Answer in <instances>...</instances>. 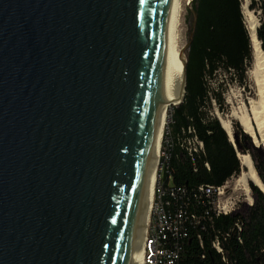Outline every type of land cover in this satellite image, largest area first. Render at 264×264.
<instances>
[{
  "label": "water",
  "instance_id": "1",
  "mask_svg": "<svg viewBox=\"0 0 264 264\" xmlns=\"http://www.w3.org/2000/svg\"><path fill=\"white\" fill-rule=\"evenodd\" d=\"M163 5L0 0V264L129 263Z\"/></svg>",
  "mask_w": 264,
  "mask_h": 264
},
{
  "label": "trees",
  "instance_id": "2",
  "mask_svg": "<svg viewBox=\"0 0 264 264\" xmlns=\"http://www.w3.org/2000/svg\"><path fill=\"white\" fill-rule=\"evenodd\" d=\"M260 5L263 18L257 35L264 49V0ZM190 37L186 47V92L183 102L172 107V143L161 157V183L166 189L169 208H182L196 218L183 241L179 264H264V193L250 182L253 202L243 201L229 215L217 216L208 211L201 186H221L241 174L243 166L238 151L249 153L264 184V148L237 126L235 144L220 119L214 114V103L224 108L223 83L246 85L251 65L252 44L247 29L242 0H193L189 14ZM216 85L215 87L213 86ZM167 136V135H166ZM202 142L203 147L194 140ZM166 144V145H165ZM171 189L175 197L170 195ZM218 239L224 257L214 247Z\"/></svg>",
  "mask_w": 264,
  "mask_h": 264
},
{
  "label": "bare ground",
  "instance_id": "3",
  "mask_svg": "<svg viewBox=\"0 0 264 264\" xmlns=\"http://www.w3.org/2000/svg\"><path fill=\"white\" fill-rule=\"evenodd\" d=\"M184 1L187 5L192 3V0H164L163 11L158 21L154 58L155 80L151 93L153 111L151 144L147 149L141 174L137 217L127 241L128 264H142L143 239L149 215L152 213V206H154L167 118L172 107L183 99L185 92V54L181 45ZM244 15L252 44L254 62L250 74L255 83V97H249L247 103L243 101L237 109L233 110L232 117L239 120L256 143L264 145V49L257 35L259 27L257 17L247 6L244 8ZM221 121L223 127L233 137L231 120L222 119ZM238 157L244 170L236 185L251 200L250 182L263 190L264 184L256 171L251 155L238 151ZM141 221L143 226L139 225Z\"/></svg>",
  "mask_w": 264,
  "mask_h": 264
},
{
  "label": "built area",
  "instance_id": "4",
  "mask_svg": "<svg viewBox=\"0 0 264 264\" xmlns=\"http://www.w3.org/2000/svg\"><path fill=\"white\" fill-rule=\"evenodd\" d=\"M194 140L202 148V142ZM163 167V165H162ZM235 176L227 180L221 186L206 185L199 188L201 196L206 198L208 211L213 214L229 215L233 213L240 203L253 201L248 199L241 190L237 188ZM170 195L175 197L173 189ZM166 189L158 183L152 213L146 226L142 247V264H179L183 241L188 237L189 226L193 224L192 219L196 215H188L184 209H170L171 200H165ZM245 198V200H244ZM213 247L223 255L224 251L218 239L213 241Z\"/></svg>",
  "mask_w": 264,
  "mask_h": 264
},
{
  "label": "rangeland",
  "instance_id": "5",
  "mask_svg": "<svg viewBox=\"0 0 264 264\" xmlns=\"http://www.w3.org/2000/svg\"><path fill=\"white\" fill-rule=\"evenodd\" d=\"M256 1L259 2L260 0H256ZM251 3H252V0H242L243 15H244L245 6H247L249 9H251L250 8ZM190 10H191V3H189L187 5L186 1H184V11L182 13V19L183 20H182V27H181V30H182L181 31V45H182L183 49L185 47H187V44H188V41H189V37H190V29H191V23H190V19H189L190 18L189 17ZM251 11L257 17L258 22H259V26H260L262 18H263V13H262V10L260 9V5L258 4V6L256 8H254V9H251ZM244 20H245V23L247 25L245 15H244ZM183 51H184L185 59H186V49H184ZM253 62H254V60H252V63L248 67V70L246 72V80H245L246 81V85L245 86L241 85L237 81H234V82L231 81L230 80V76L227 75L225 77V80H221V82L223 83L222 89L224 91V93H223L224 108L220 109L219 105L217 103H214V108H213L214 111L213 112H214L215 116H217L220 120H222V119L223 120H231V123H232V135H233L234 143H235V140H236L235 132L237 131V129H236L237 126L238 125L241 126L242 130L244 132H246V131H245L244 127L241 125V123L239 122V120H237L234 117H232V112H233L234 109H237L241 105V103L243 101H245L247 103L249 97H255V83H254L253 79L251 78V74H250V72H251V70L253 68ZM213 86L215 87L216 85L213 84ZM172 110L173 109L170 110L168 118H167V125H166L165 134H164V138H163L162 144L164 142L167 145L168 144L170 145L172 143L173 136H172L171 128L169 126V123L171 122ZM247 134L250 135L249 133H247ZM251 138H252L253 144L255 146H257V147L259 146V147L264 148L263 144H260V143L258 144V143L255 142V139L252 136H251ZM164 147L165 146L162 145L161 157H163V156L167 157V150H165ZM160 164H161V161H160ZM160 164H159V171H158L159 180H158V182L156 184V188L158 186V183H161V174L160 173H161L163 167H162V164H161V166H160ZM243 170H244V168L242 169V172H243ZM242 172H241V174H242ZM239 176L235 177V179H236L235 182L236 183H237V180H238ZM250 189H251V187H250ZM240 190H241L240 192H243L242 189H240ZM155 195H156V189H155ZM250 196H251V200L253 201L252 190H251ZM246 197L248 198L247 195H246ZM244 200H245V198H244ZM152 210H153V206H152ZM149 218H150V215H149Z\"/></svg>",
  "mask_w": 264,
  "mask_h": 264
}]
</instances>
